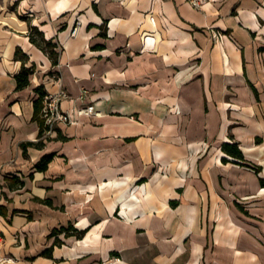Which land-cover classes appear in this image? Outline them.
<instances>
[{"label":"crops","instance_id":"obj_1","mask_svg":"<svg viewBox=\"0 0 264 264\" xmlns=\"http://www.w3.org/2000/svg\"><path fill=\"white\" fill-rule=\"evenodd\" d=\"M28 23L58 44L56 65ZM16 47L34 64L21 89ZM55 77L71 96L87 88L100 115L23 153L35 87ZM231 140L257 173L222 161ZM260 179L264 0H0L1 264H264ZM68 223L82 236L59 233L41 255Z\"/></svg>","mask_w":264,"mask_h":264},{"label":"trees","instance_id":"obj_2","mask_svg":"<svg viewBox=\"0 0 264 264\" xmlns=\"http://www.w3.org/2000/svg\"><path fill=\"white\" fill-rule=\"evenodd\" d=\"M27 36L29 41L42 50L50 59L52 65H56L58 63L60 49L57 48L56 42L52 38H45L44 34L41 30L38 29L37 26L31 25L28 23L27 28ZM14 59L20 60L21 65L20 69L14 74L15 79V89H21L29 84V75L34 72V64L26 66L25 63L28 60V56L24 53L19 47L15 48L14 51ZM251 85V84H250ZM252 86V85H251ZM253 88V86H252ZM254 89V88H253ZM35 91L37 93V97L33 100V113L32 118L38 122V132L37 137H39L43 130L42 120L39 116L40 106L42 97L45 91L42 89L41 85L35 87ZM49 137L46 138V140ZM256 142L260 141L259 137H256ZM44 141L42 139H36L35 141H24L20 143L23 153H25V148L30 145L36 148H42ZM221 150L230 157V159L226 157H222V161H232L234 163H238L240 165H245L254 170V172H258L260 170V166H253L245 162L242 151L240 150L238 143L236 141L231 140L230 142L224 141L220 145ZM53 153H45L43 154L33 165L35 170L42 171L47 167L48 162L52 159ZM12 181L17 185L21 186L22 181L17 177H12ZM260 182L264 183V179H260ZM47 204H51L48 198L39 199ZM3 206L0 205V213H3ZM246 212V211H244ZM62 233L64 236L74 235L76 237H81L84 233L83 229H76L70 223L65 226H59L58 228H54L50 231L49 236H53L52 243L46 247L44 250L40 252L41 255L50 257L51 250L54 245L60 244L61 240L58 238V234Z\"/></svg>","mask_w":264,"mask_h":264},{"label":"built area","instance_id":"obj_3","mask_svg":"<svg viewBox=\"0 0 264 264\" xmlns=\"http://www.w3.org/2000/svg\"><path fill=\"white\" fill-rule=\"evenodd\" d=\"M191 6L195 8L201 7V5L207 0H186ZM78 32V23H75L69 30V35L74 37ZM216 37L217 34H214ZM57 44V43H56ZM57 48L58 44H57ZM57 82V89L54 91H45L39 116L42 120L43 130L38 138L46 139L50 137L55 128L59 124L75 125L80 123L83 119L100 115V111L95 109L91 101L86 100L88 95V89L80 87L78 93L75 96H71L59 82L58 77H55ZM63 101H68L67 107L62 106ZM117 259L118 256H114ZM6 258L0 257V264L5 261ZM106 261H102L100 264H106Z\"/></svg>","mask_w":264,"mask_h":264},{"label":"rangeland","instance_id":"obj_4","mask_svg":"<svg viewBox=\"0 0 264 264\" xmlns=\"http://www.w3.org/2000/svg\"><path fill=\"white\" fill-rule=\"evenodd\" d=\"M36 139H41V138L36 137ZM42 140H44V139H42ZM45 140H46V139H45ZM45 140H44V141H45Z\"/></svg>","mask_w":264,"mask_h":264}]
</instances>
